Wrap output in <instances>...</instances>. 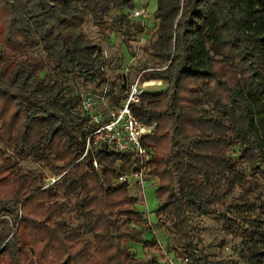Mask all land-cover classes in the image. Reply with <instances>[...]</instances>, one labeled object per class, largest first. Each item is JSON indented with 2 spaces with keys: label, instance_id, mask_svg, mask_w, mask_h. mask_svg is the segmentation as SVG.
Wrapping results in <instances>:
<instances>
[{
  "label": "trees",
  "instance_id": "1",
  "mask_svg": "<svg viewBox=\"0 0 264 264\" xmlns=\"http://www.w3.org/2000/svg\"><path fill=\"white\" fill-rule=\"evenodd\" d=\"M134 2L0 0V264H162L130 246L159 247L143 238L139 198L116 181L133 156L100 147L83 157L95 124L61 76L72 68L106 81L101 47L72 26L91 17L112 28L111 12ZM155 17L160 66L148 77L168 85L145 91L133 111L156 124L143 137L156 213L194 263L215 264L197 256L192 221L226 207L224 230L242 237L244 263L264 264V0H157ZM30 158L58 179L24 172ZM74 197L77 225L63 218Z\"/></svg>",
  "mask_w": 264,
  "mask_h": 264
},
{
  "label": "rangeland",
  "instance_id": "2",
  "mask_svg": "<svg viewBox=\"0 0 264 264\" xmlns=\"http://www.w3.org/2000/svg\"><path fill=\"white\" fill-rule=\"evenodd\" d=\"M136 9L143 11V15L135 17L133 13ZM156 9L157 0H135L133 8L111 12L107 22L113 29L95 25L91 17L72 26V32H84L99 45L104 56L99 69L106 78L105 82H102V76L90 70L73 71L71 68L70 71L61 74L62 82L67 88L66 96L80 97L77 108L82 113L84 111L89 116L82 107V101L90 96L96 102L93 112L98 109L107 114L111 108L120 104L131 85L137 80H140L145 91L157 92L167 87L166 81L148 77L150 70L160 66L159 61L150 52V45L157 36ZM123 15L129 18V22L121 18ZM34 54L46 57L41 47L37 48ZM47 72L57 74L52 68H47L43 74ZM7 152L11 154L10 149H7ZM21 165L24 172L44 174L46 184H52L53 180L57 179L53 165L37 162L32 158L23 161ZM136 183V179L130 178V192L139 198L136 208L144 215L140 224V228L145 231L143 238L149 241L156 238L159 247L146 248L142 242H132L130 246L135 256L144 261L156 258L162 264H196L188 257L189 252L175 242L169 219L156 213L160 205L157 194L158 178L148 174L143 188ZM238 194L237 190L234 196ZM76 202L74 197L73 204L63 217L72 225L81 222ZM225 212L226 207L219 206L213 214L193 219L194 249L198 257L208 255L215 264L216 262L245 264L242 256L246 251L242 245V237H235L224 230L225 224L221 214Z\"/></svg>",
  "mask_w": 264,
  "mask_h": 264
},
{
  "label": "built area",
  "instance_id": "3",
  "mask_svg": "<svg viewBox=\"0 0 264 264\" xmlns=\"http://www.w3.org/2000/svg\"><path fill=\"white\" fill-rule=\"evenodd\" d=\"M133 15L140 17L143 11L136 9ZM144 92L140 80H137L131 85L120 104L111 108L107 114H103L98 109L93 112L96 102L92 97H85L82 101V107L95 124L86 138L83 157L100 147L131 154L132 162L126 165L125 170L120 171L116 181L120 184H129L130 178H134L136 184L142 188L149 174L153 156V150L143 143V137L151 133L156 126V124H144L133 111V105L140 102ZM94 165L96 168L99 167L97 159L94 160Z\"/></svg>",
  "mask_w": 264,
  "mask_h": 264
}]
</instances>
